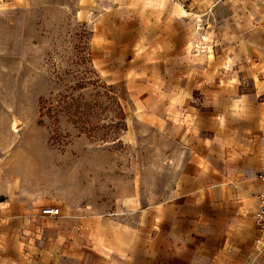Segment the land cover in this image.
<instances>
[{
    "label": "crops",
    "instance_id": "obj_1",
    "mask_svg": "<svg viewBox=\"0 0 264 264\" xmlns=\"http://www.w3.org/2000/svg\"><path fill=\"white\" fill-rule=\"evenodd\" d=\"M194 3L78 0L94 23L92 54L131 100L125 143L141 142L137 120L168 145L174 178L159 197L122 182L114 209L98 211L1 175L0 264H264L253 221L264 191V0H226L245 6L236 14L215 7L242 23L205 60L183 17Z\"/></svg>",
    "mask_w": 264,
    "mask_h": 264
},
{
    "label": "rangeland",
    "instance_id": "obj_2",
    "mask_svg": "<svg viewBox=\"0 0 264 264\" xmlns=\"http://www.w3.org/2000/svg\"><path fill=\"white\" fill-rule=\"evenodd\" d=\"M77 3L0 0V177L91 201L98 211L114 209L122 182L163 196L174 178L163 154L168 145L137 120L141 142L135 151L125 143L131 100L92 54L94 23L77 15ZM224 3L195 0L196 12L183 14L200 59L221 48L231 24L241 28L240 19L227 21L214 9L236 14L245 6Z\"/></svg>",
    "mask_w": 264,
    "mask_h": 264
},
{
    "label": "built area",
    "instance_id": "obj_3",
    "mask_svg": "<svg viewBox=\"0 0 264 264\" xmlns=\"http://www.w3.org/2000/svg\"><path fill=\"white\" fill-rule=\"evenodd\" d=\"M258 179L264 182V168L258 175ZM256 199L258 201V209L253 214L254 227L257 232V242L264 246V191L257 194ZM41 214L45 216H58L59 209L55 207H46L41 210Z\"/></svg>",
    "mask_w": 264,
    "mask_h": 264
}]
</instances>
